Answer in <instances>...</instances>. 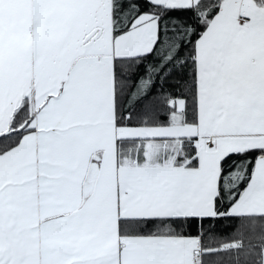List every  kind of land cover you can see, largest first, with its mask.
I'll list each match as a JSON object with an SVG mask.
<instances>
[{
    "label": "snow or ice",
    "instance_id": "snow-or-ice-1",
    "mask_svg": "<svg viewBox=\"0 0 264 264\" xmlns=\"http://www.w3.org/2000/svg\"><path fill=\"white\" fill-rule=\"evenodd\" d=\"M224 253L264 264V0H0V264Z\"/></svg>",
    "mask_w": 264,
    "mask_h": 264
},
{
    "label": "trees",
    "instance_id": "trees-1",
    "mask_svg": "<svg viewBox=\"0 0 264 264\" xmlns=\"http://www.w3.org/2000/svg\"><path fill=\"white\" fill-rule=\"evenodd\" d=\"M206 223H208V222H206ZM237 224H238V221L233 220V219H220V220H217L215 222L214 231L218 237H227L235 231ZM258 233H259V229H257V235H258ZM246 235H252V233L246 232ZM246 243H247V241H246ZM252 243H257V241L255 239H253ZM213 246H215V245H213ZM228 255L229 254L224 253V254H220V257L208 256V257H205V259H206V261L209 262V264H215V262L220 258L224 259L225 264H237L235 259H233L229 262L228 261ZM246 260L249 261V264H250L251 257L246 258L243 255V253H241L239 264H246Z\"/></svg>",
    "mask_w": 264,
    "mask_h": 264
}]
</instances>
